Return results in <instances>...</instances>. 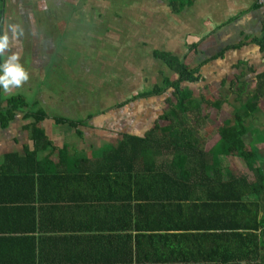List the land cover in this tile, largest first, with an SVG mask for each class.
<instances>
[{
	"label": "crops",
	"instance_id": "1",
	"mask_svg": "<svg viewBox=\"0 0 264 264\" xmlns=\"http://www.w3.org/2000/svg\"><path fill=\"white\" fill-rule=\"evenodd\" d=\"M177 2L5 0L4 29L7 23L23 27L13 51L20 52L29 73L15 91L41 86L51 73H72L80 66L85 78L77 86L93 94L108 87L114 95L111 106L82 119L45 112L50 118L40 127L56 151L42 153L40 159H49V170L61 164L68 171L42 173L40 203L0 209V230H7L0 232V264H224L229 253L216 236L218 211L191 202L209 192L205 187L175 183L181 174L129 177L127 172L95 170L123 135L142 138L157 124L168 125L161 120L171 112L164 95L145 96L165 78L177 79L159 54L199 69L200 82L183 84L195 98V89L244 82L247 75L256 82L264 73V20L257 0H191L185 7L179 5L186 0ZM96 67L95 74L91 70ZM71 80L76 78L63 82ZM211 110L218 111L208 110L209 116ZM54 118L83 124L58 125ZM29 122L20 112L8 128L0 127V167L7 155L24 157L34 151L24 129ZM211 143L197 144L217 152ZM79 163L82 170L73 171ZM12 228L22 231L10 234Z\"/></svg>",
	"mask_w": 264,
	"mask_h": 264
},
{
	"label": "trees",
	"instance_id": "2",
	"mask_svg": "<svg viewBox=\"0 0 264 264\" xmlns=\"http://www.w3.org/2000/svg\"><path fill=\"white\" fill-rule=\"evenodd\" d=\"M190 1L180 2L179 7H185ZM4 8L5 0H0V34L4 30ZM157 57L175 72L177 79L172 81L165 78L161 86L155 87L145 96H161L170 89L174 91L176 102L172 104L168 100L171 112L161 117L168 125L161 127L157 124L142 138L123 135L118 147L105 153L102 161L98 160L100 163H97L95 170L127 172L129 177L140 172L181 174V178L176 179L175 183L194 182L205 187L209 192L193 196L191 202L194 205L199 204L197 202L206 203L211 206L209 208L218 211L220 224L216 236L223 240L224 253H229L224 264H264L263 161L257 149L246 140L251 131L248 120L258 112L264 115V73L256 76L253 86L240 79L230 84V90L235 94L232 103L234 111L221 122L216 121L215 129L220 138L219 150L206 152L197 143L202 140L200 130L210 118L207 111L212 108L221 111L226 100L196 99L190 89L183 88V84L200 82L199 69H190L184 61L169 54L162 53ZM235 103L238 104L237 107ZM20 112L24 113V120L30 121L24 129L29 133L34 151H27L24 157L16 154L5 157L0 167V209L40 203L42 173L68 171L61 164L55 166V170H49V165L52 167L49 159H40V154L56 151L46 132L40 127L50 117L42 110L34 111L24 96L0 100V127L8 128ZM54 120L58 125L68 124L74 128L83 124L66 118ZM61 153L60 151V156ZM49 156L48 154L46 158ZM221 156L242 161L254 174V180L225 170L221 165ZM81 168L80 163L75 164L73 171H80ZM128 181L139 180L130 178ZM136 199L137 196L129 197V202ZM16 231L22 230L12 228L9 233ZM0 232L7 233V230Z\"/></svg>",
	"mask_w": 264,
	"mask_h": 264
},
{
	"label": "rangeland",
	"instance_id": "3",
	"mask_svg": "<svg viewBox=\"0 0 264 264\" xmlns=\"http://www.w3.org/2000/svg\"><path fill=\"white\" fill-rule=\"evenodd\" d=\"M37 12H39V10L36 11V13ZM91 71L95 74L99 72L97 67ZM70 77L71 79L76 78V80H71V84L63 82L65 78L70 79ZM84 78L85 71H83L80 66L75 67L72 73L68 72V70L61 69L58 72L51 73L41 86L38 84L35 87L33 85L32 89H27L25 87L19 91L14 90L12 94H6L2 91V101L14 96H24L27 98L26 100L29 106L34 111L42 110L57 116L82 119L84 118V114H96L107 109L111 106V97L114 95V93L111 92L112 90L108 87L98 89L94 92L95 94H93L83 87L77 86L76 83L79 81L82 82ZM243 81L253 86L255 78L254 76L252 77V75H247ZM249 88H251V86ZM195 92L197 99L205 98L214 101L222 98L226 100L220 112L211 110V121L208 122L210 124L204 126L199 132L202 140L212 141V150L218 151L220 148V138L217 136L215 129V124H217L216 120L221 122V120L228 118L234 111V105L232 103H234L235 94L230 90V85L228 83L214 85L210 90L195 89ZM172 94L170 90L162 96L164 101L167 99V101L164 102V106L167 108H171V106L167 104L168 100L172 102V104L176 102ZM41 96L47 98L43 99ZM115 100L114 98V101ZM235 106L237 107L238 104L235 103ZM248 125L251 131L247 135L246 140L257 149V152H259V156L263 161L262 168L264 169V115L260 112L256 113L248 120ZM221 160V165L225 170L228 169L236 175H245L249 179L254 180V174L247 169L242 161H234L227 158H222Z\"/></svg>",
	"mask_w": 264,
	"mask_h": 264
},
{
	"label": "clouds",
	"instance_id": "4",
	"mask_svg": "<svg viewBox=\"0 0 264 264\" xmlns=\"http://www.w3.org/2000/svg\"><path fill=\"white\" fill-rule=\"evenodd\" d=\"M23 35L24 29L18 23H7L0 34V89L6 94H12L29 80V73L20 62V52L13 51Z\"/></svg>",
	"mask_w": 264,
	"mask_h": 264
},
{
	"label": "built area",
	"instance_id": "5",
	"mask_svg": "<svg viewBox=\"0 0 264 264\" xmlns=\"http://www.w3.org/2000/svg\"><path fill=\"white\" fill-rule=\"evenodd\" d=\"M259 7L263 10V20H264V0H257Z\"/></svg>",
	"mask_w": 264,
	"mask_h": 264
}]
</instances>
